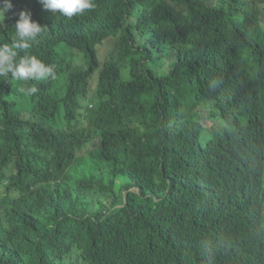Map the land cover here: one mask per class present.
Instances as JSON below:
<instances>
[{
  "label": "trees",
  "instance_id": "16d2710c",
  "mask_svg": "<svg viewBox=\"0 0 264 264\" xmlns=\"http://www.w3.org/2000/svg\"><path fill=\"white\" fill-rule=\"evenodd\" d=\"M12 1L54 76L0 77V264H264V0Z\"/></svg>",
  "mask_w": 264,
  "mask_h": 264
},
{
  "label": "clouds",
  "instance_id": "9594fccd",
  "mask_svg": "<svg viewBox=\"0 0 264 264\" xmlns=\"http://www.w3.org/2000/svg\"><path fill=\"white\" fill-rule=\"evenodd\" d=\"M39 7L45 16L53 17L62 14L71 18L76 14H81L85 10L97 8L98 0H32ZM221 0H210V6H217ZM0 20L5 19V12L16 6L12 0L0 1ZM21 9L14 10L18 13V19L12 18V34L6 40L5 45L0 47V77H7L9 73L21 81L43 80L54 76L52 67L45 66L44 63L35 57L25 56L19 61L16 60L17 53L25 51L31 47L39 37L42 30L48 28L47 24L36 18L31 17V9L29 5H22ZM36 89L30 88L29 92H35ZM92 108V106H91ZM29 112L27 117H31ZM62 122L61 112L54 120H50L47 124L51 127L59 128ZM2 188V187H0Z\"/></svg>",
  "mask_w": 264,
  "mask_h": 264
},
{
  "label": "rangeland",
  "instance_id": "374dc122",
  "mask_svg": "<svg viewBox=\"0 0 264 264\" xmlns=\"http://www.w3.org/2000/svg\"><path fill=\"white\" fill-rule=\"evenodd\" d=\"M213 1H215V0H213ZM247 1L249 2L250 5H252L254 7L253 0H247ZM131 20L137 22V17L133 16ZM261 21H262V23L264 25L263 19H261ZM139 32H140V34L137 36V40H138L140 45H144L146 43V41L151 38V29H148L147 32H146L145 28L142 26L141 30ZM108 40L109 41H113V42H117L118 41V39H116V38H110ZM149 47H150V45H149ZM97 49H98L99 60L101 62V65H103L105 63V61L107 60L111 49L109 48V46H104V45H101V46L97 47ZM72 56H73V58L75 60V64L77 66H81L82 63H81V60L79 58V55L75 51H72ZM68 60L69 61L71 60V56L70 55L68 56ZM152 60H153V56H151V59H149L148 65L152 69H154V63H153ZM161 65H162V63H158L157 67H159ZM155 71L161 77L166 76L168 74V72H167L168 71V66H165L164 70L155 69ZM97 76H98V72L94 75V77H95L94 79H96ZM89 91L90 92L94 91L93 87H90V85H89ZM204 107H206V105H204ZM212 121L217 123L216 119H212Z\"/></svg>",
  "mask_w": 264,
  "mask_h": 264
}]
</instances>
